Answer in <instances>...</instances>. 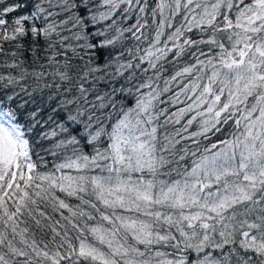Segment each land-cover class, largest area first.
Here are the masks:
<instances>
[{"label": "snow or ice", "instance_id": "obj_1", "mask_svg": "<svg viewBox=\"0 0 264 264\" xmlns=\"http://www.w3.org/2000/svg\"><path fill=\"white\" fill-rule=\"evenodd\" d=\"M0 264H264V0H0Z\"/></svg>", "mask_w": 264, "mask_h": 264}]
</instances>
